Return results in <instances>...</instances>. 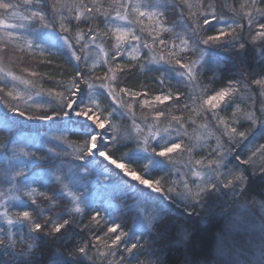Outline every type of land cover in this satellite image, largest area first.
I'll return each mask as SVG.
<instances>
[{
    "label": "snow or ice",
    "instance_id": "6c2138e0",
    "mask_svg": "<svg viewBox=\"0 0 264 264\" xmlns=\"http://www.w3.org/2000/svg\"><path fill=\"white\" fill-rule=\"evenodd\" d=\"M169 7L181 10L183 32L174 33L179 45L174 40L169 47L167 41L159 39L160 45L168 49L165 61L162 52L156 53L154 44L160 32H174L173 28L165 27ZM229 7L233 15L226 18L217 12L211 0L207 4L197 0L195 5L189 0H171V3L168 0H52L50 4L48 0H23V3L0 0V31L3 32L0 48L6 50L9 43L23 42L29 51L40 48L43 54L46 49L36 44L38 38L43 44L62 45L77 61L75 75L68 83L56 82L64 92L48 90L49 99L36 104L34 109L28 104L31 96L23 109L18 103L6 101L8 111L0 112V133L4 134L0 139V256L4 257L0 264H37L35 257L42 240L52 245L48 264H85V261L87 264H129L132 259H136V264H165L150 249L166 234L164 222L170 207L198 219L217 209L226 213L233 207L247 213L250 203L264 210V143L238 151L249 142L252 129L238 131L233 126L243 120L252 126L259 124L264 131V72L252 74L245 69L239 79H229L223 87L205 85L196 92L199 71L210 50L231 53L241 64L250 46L264 56V0H242L238 6ZM185 8L187 17L183 15ZM145 18L154 26L147 29L149 36L155 32L151 44L142 40ZM221 21V26L212 32L214 22ZM141 49L148 50L150 62L171 64L169 70L188 89L183 94L185 102L179 108L188 113L187 117L172 116L164 128L160 127V121L162 117L167 119L166 113L155 105L166 106L165 102L174 99L178 102L181 93L177 92L174 98L169 89L164 94L163 81H160L162 94L156 95L154 101H137V97L148 93L133 92L127 87H119L121 95L119 98L116 95V88L132 71L127 65L121 67L120 62L129 50L139 53ZM90 50L103 54L102 58L97 55L91 66L88 64ZM189 51L196 52L198 59L185 63L184 55ZM82 59L83 68L79 66ZM96 64L107 66L99 85L90 82L91 78L86 75ZM141 67L147 68V65ZM8 78L20 79L0 68V81L7 84ZM22 83L31 85L29 80ZM253 89L259 90L261 98L259 114L257 110L241 113L238 101L253 100L252 95H247ZM42 94L43 89L35 93ZM24 95L7 92V97L14 100L23 99ZM100 96L114 102L107 115L106 109L96 102ZM132 102L138 103L142 110L147 107L154 111V116L142 117L147 135L136 123ZM228 109H232L230 114ZM118 112L121 118L132 120L123 135H113L116 129L111 120ZM221 112L226 115L221 116ZM197 119L206 121L199 126L205 134L196 136L194 142L189 137L190 142L184 143V137L189 136L186 125H195ZM209 125L219 132L216 146L209 152L214 158L193 159L194 149L210 147L209 136L215 132L209 131ZM42 128L45 131L41 132ZM68 133L82 138V142L71 144ZM132 143L136 148L113 158L119 147ZM66 148L71 151H64ZM185 153L187 161L173 159L174 155L183 157ZM141 161L147 162L142 164V172H138L134 164ZM97 171L109 193L121 196L125 200L123 206L135 210L130 229L125 230V222L116 223L110 215L111 207L122 205L94 211L99 205L85 194L83 181L89 173ZM154 172L163 175L152 178ZM257 179L261 181L260 187L252 191ZM213 193L217 198L227 196L224 202L227 207L215 202L209 204ZM128 199L135 203L127 204ZM54 208L59 210L53 212ZM88 213L90 218L84 223ZM245 226L251 228L252 243L246 250L227 256L221 250L220 255L225 258L219 264H264V216L260 217L259 225L248 221ZM137 232L146 233L152 239L142 241ZM193 233L194 229L189 232L182 228L181 239L173 236V243L187 247ZM18 243L23 248L17 249ZM142 250L146 251L145 259L138 258ZM183 264L191 262L185 260Z\"/></svg>",
    "mask_w": 264,
    "mask_h": 264
},
{
    "label": "trees",
    "instance_id": "16d2710c",
    "mask_svg": "<svg viewBox=\"0 0 264 264\" xmlns=\"http://www.w3.org/2000/svg\"><path fill=\"white\" fill-rule=\"evenodd\" d=\"M15 2V1H14ZM169 3H171V0H168ZM192 3L196 4L197 0H191ZM205 4L209 3L210 0H203ZM211 2L216 4V10L219 14L224 15L226 18L232 17L233 13L231 12V9L229 6H238L239 2H242V0H211ZM21 3H23V0H21ZM196 10H198L196 8ZM206 10V9H205ZM183 15L185 17L188 16V10L185 8ZM172 19L167 26L169 28H173L174 32H164L162 31L160 33V36L158 39H156L154 44V49L156 53H163L167 54L168 49L163 48L162 45L159 43V39H163L168 42L169 47H171L172 42L175 40V43L179 45V40L175 39V34L180 33L181 31L179 28L183 29V26L180 23L181 20V10L179 8H171L166 12V18ZM229 22L230 19H229ZM202 23V20H201ZM223 21L219 23L214 22V27L211 29L212 32H215L216 29H218ZM144 27L146 29L145 33L142 35V40L146 41L148 43H152L153 37H155V32L152 33L151 36L147 34V29H150L151 27H148L146 24H144ZM56 28L59 29V25H56ZM245 35L247 34V28L245 27ZM140 33L138 32V35ZM38 39V38H36ZM43 44V42H41ZM47 51L46 53L41 54L40 60L38 59V66L36 67L35 72L37 73L36 76L31 77L32 82V88L34 93L37 91H40L41 89L44 90V94L39 97L40 103H45L44 101H47L49 99L47 92L48 90H51L53 93L57 92H64V88L57 85V81H63L65 84L68 83V81L72 78L73 75H75L76 71V65L77 61H75L74 58L70 57V54L66 48H64L62 45H56L52 46L50 44H43ZM182 47V46H181ZM7 49H13V50H19L23 51L25 48H18L16 45H13L12 43H9V46ZM27 52V55L36 56L34 53L37 51H29L25 50ZM38 54V52L36 53ZM198 54L196 52H187L184 55L183 62H188L190 60H193L195 56ZM150 53L147 49H141V52L138 57H135L133 59L132 56L125 58L124 61L120 62L121 67H124L127 65L132 71L129 72V78L125 80V82L117 87V90H119V87H127L133 92H141V93H148L150 96H156L160 95L161 93V83L160 81H163V88H164V94H167V91L170 89L173 97H176V93H181L178 102L176 100L168 101L166 104L169 106L170 109H175L176 114L179 115V117H187V112H181L179 110L180 106L183 105L184 96L183 94L188 90L183 82H180L178 80V77L174 72H171L169 69L172 67L171 64L166 63L165 61H161L160 63L150 62L149 60ZM168 57V55H166ZM206 63H204V66L199 71L200 81L196 87V92L198 93L200 88L204 87L205 85H211L214 88H220L227 84V81L229 79H239L240 73L244 71L245 69L252 74H258L261 72H264V56H262L257 48L249 47L244 58V64H241L239 60L234 59L231 53L224 52L221 49H212L208 52V54L205 56ZM130 62V63H129ZM89 64V63H88ZM142 65H147V68H142ZM80 67H85V64L79 62ZM90 66V65H89ZM115 67V65H112ZM107 70V66L103 65H97L94 69L90 72H86V75H88L91 78L92 83L99 85L101 83V79L104 76V72ZM26 75V74H25ZM0 84H3L2 81H0ZM12 85V86H11ZM11 90L14 93V85L13 82L3 84V91H0V112L8 111V104L6 101L11 102L13 104L15 103L14 99L7 97V92ZM247 95H252L253 100H245L243 102L238 101L240 104V110L242 112H247L250 110H257L261 106V98L259 96V90L253 89L250 93ZM117 98H119L117 96ZM140 97H137L136 100L138 101ZM254 101V103H253ZM97 103L101 105V108L106 109L105 115H107V111H110V105H112L114 102L111 101V99H105L104 96H100L97 98ZM133 103V102H132ZM39 104V103H38ZM29 105L34 109L35 105L29 103ZM21 108L23 109L25 107V104L21 103ZM118 107V105H117ZM133 107L135 108V113L141 112V107L138 103L134 104ZM167 108V109H168ZM166 109V111H167ZM232 112V109H228L227 114H230ZM11 115V113L9 112ZM240 113H238L239 116ZM221 116H225L226 113L221 112ZM229 118L230 115H229ZM136 121L139 123V119L137 118ZM111 123L113 124L114 129H116L115 132H113V135H123L127 129L131 126L132 120L131 117L128 118H121L119 115V112L112 117ZM143 126V125H142ZM234 127H238V130L245 131L246 129L251 128L252 132L249 134V142L246 143V149L254 144H260L264 143V131L260 129V125L257 124L255 126H252L249 122L241 120L239 125L233 124ZM41 132L45 131V129H40ZM3 133H0V139L3 138ZM68 136V141L71 144H78L82 142V138L77 137L75 135H72L71 133L66 134ZM215 144L214 141L209 142L210 147H204V148H197L195 154L198 155L199 158L206 157L208 159L214 158L212 156H209L210 148L213 147ZM47 147H52V145H47ZM136 148V145L134 143L127 144L126 146L119 147L118 151H116L113 154V158H119L122 154L129 151V149ZM64 151H71V148H66ZM42 154V153H41ZM196 156V155H195ZM197 158V157H196ZM68 159H72V157H68ZM130 162V161H126ZM147 161H141L139 164H134V167H136L138 172H142V164L146 163ZM160 175H163V173L154 172L152 174V178H158ZM92 173H89L84 183L83 191L88 193V197L92 198ZM101 178V177H100ZM103 179V178H102ZM102 179L100 181H102ZM261 184L260 180H255L252 185V191H256L259 189ZM100 185H102L100 183ZM103 187V186H101ZM44 190V189H41ZM119 195L114 196V200H118L119 202L123 200V198ZM18 203V202H17ZM135 203L132 200L133 204ZM97 205L99 207L94 208V211L103 209L99 202H97ZM59 209H52L53 212L58 211ZM169 214L172 217L171 220V229L172 232H170V237L167 242H164V254L162 259L165 261V264H183L185 260H188L191 262V264H200L205 261H210L214 258V251L217 244V241L220 237V234L222 231L228 227L230 217L231 215L226 213H214L212 215H209L205 219H198L197 217H187L179 208L177 207H170L169 208ZM91 213H88L84 216V223L88 222V219L90 218ZM234 216V215H233ZM117 221H119L117 219ZM130 228H131V224ZM178 228H187L189 232L194 233L190 236V243L187 244V247L178 246L177 244L173 243V236L176 237L177 240L181 239V235L176 234V230ZM23 248L22 244H17V249ZM52 252V245L47 241H41L40 242V249L36 253V260L37 264H48V261L51 257ZM4 257L0 256V259H3ZM85 264L87 262L85 261Z\"/></svg>",
    "mask_w": 264,
    "mask_h": 264
},
{
    "label": "rangeland",
    "instance_id": "374dc122",
    "mask_svg": "<svg viewBox=\"0 0 264 264\" xmlns=\"http://www.w3.org/2000/svg\"><path fill=\"white\" fill-rule=\"evenodd\" d=\"M14 1L15 0H13V2ZM48 2L50 4L52 2V0H48ZM189 2L192 3L191 0H189ZM23 10L24 9L22 7L21 11H23ZM193 11H197L196 8H193ZM171 20L172 19H169L168 17L166 18V16H165V27L166 28H169V26H167V24ZM180 23H181V25H183L182 20H180ZM145 24L148 27H151V28L154 27L152 22H150L147 18H145ZM57 26H58V24H57ZM179 30L181 31L180 33L183 32L182 28H179ZM56 31L59 32L58 28H56ZM0 35H3L2 31H0ZM35 42L38 45H42V47L44 49H46L43 53H46L47 48L41 43L42 41L39 39H36ZM13 45H15V44H13ZM16 46L18 48H25V49H23V51H20V49L19 50H13V49H6L5 50L3 48H0V68H4L7 71H11L15 76L20 78L19 80H16V81H13V80H11V78H8V83L13 82V85H14L13 95H15L16 92H21V93L25 94L23 99L15 100L14 102L18 103L19 105H21V103L25 104V101L28 99V96H31L32 100L28 101V104L31 103L33 105H36V104L40 103V101H39V97H37L33 91L32 82H31V85H26V84L22 83V81H24V80L31 81L32 76H29V74L31 75L32 72H35L36 67L38 66V62H39L38 59L40 60V58H41V54H40L41 50H40V48H34L31 51H37L38 54H36L37 53L36 52V53H34L36 56H33V54L31 56V54L27 55V52H25V50H29V49L24 46L23 42H20V44L16 45ZM140 52H141V50H140ZM140 52L137 53L135 51L129 50L128 53L126 54L125 58H128L130 56L138 57ZM77 54H80L79 50H77ZM90 55H91V59H89V61H88L90 66L95 63V61L97 59V55H99L101 58L103 57L102 53L97 54L95 50H90ZM166 55L164 54L165 60L168 59V57ZM195 59H198V55L193 58V60H195ZM80 62L84 64L83 59ZM185 63H187V62H185ZM97 65H99V64H96V66ZM116 95L118 97L121 95L119 93V90H117V88H116ZM154 97L155 96H150L149 94H147L146 96L142 95L140 99H149V100L154 101ZM125 99H127V97H125ZM44 102H46V101H44ZM133 103L136 104V102H133ZM165 105L166 106L155 105V107L158 110L164 111L166 113V116H167V119H165L163 117L161 118V121H160V127L161 128H164L168 125V121L171 119L172 116L179 117V115L176 114L175 109L168 108L169 106L166 104V102H165ZM166 109H167V111H166ZM132 111L134 113L136 112L134 107H132ZM135 115L140 120L139 123H138V121H136V123L141 125V128L143 129L144 135H147L148 130L145 129L144 126H142L143 125L142 117H144V116L152 117V116H154V111H152V109L145 107L143 110H141V112H139V114L137 112V113H135ZM148 122L151 123V120L149 119ZM204 123H206V121H204L203 119H197L195 125H192L191 123L187 124L186 128H187V131L189 133V136L184 137V143L190 142L189 137H191L192 142H194L196 136L204 135L205 134L204 129L199 127L200 125H202ZM173 127H174V125H173ZM209 131L215 132V134L209 136L208 145H209V142L214 141L215 144L213 145V147H215L216 146V135H219V132L215 131V129H213L211 125H209ZM238 131H240V130H238ZM252 146H250V147H252ZM196 149H194V152L192 154V158L193 159H200L198 157V155L195 154ZM238 151H246V145L244 148L238 149ZM173 159L177 160V161H180L181 159L187 161L188 154L185 153L183 157H180L179 155H174ZM179 166L180 165L178 163L177 167H179ZM92 176H93L92 177V188H93L92 189V199H95L96 202H99V204L102 208L109 207V205H113V206L114 205H122L121 207H111L110 208V215L112 217H114V222H116V223H119L123 220L125 222V230L130 229L129 224H131V227H132V221L136 215L135 210H128L126 207H124L123 206L125 204L124 199L121 200L120 202L117 199L116 200L113 199L114 196L111 195L109 193V191L106 189L105 180L102 176H100L98 174V171L93 172ZM173 178H175V176H173ZM101 179H102V181H100ZM100 183L102 185H100ZM101 186H103V187H101ZM223 191H226V190L222 189V192ZM88 193H89V191L86 192L85 194L88 196ZM226 200H228L227 196H220L219 198H217L216 194L213 193L212 196L209 198L208 203L211 204V203L215 202L219 205L227 207V205L224 203ZM126 203L131 204L132 200L128 199L126 201ZM249 208H250V211L247 213H245L244 210L239 208V207H233L229 210L230 212H228V214L231 215V216H229L230 217L229 225L220 234V237H219L217 244H216V247H215L214 258L210 261H207L208 264H219V261H221L222 259L225 258V257H222L220 255L221 250H223L225 253V256H227L228 254L233 253V252L239 253L241 251L246 250L249 247V245L252 243L254 237H253V234L251 232V228H246V226H245L246 222L252 221L256 225H259L260 224V217L264 216V210H262L259 205L251 204V203L249 204ZM101 211H103V209H101ZM149 211H150V209H149ZM214 213H220L219 209H217L213 213H210V214L203 216L201 219L203 220V219L207 218L209 215H212ZM142 214L147 215V213H142ZM117 219L119 221H117ZM171 220H172V217L169 214L168 218L164 222L165 227L167 229L164 238L159 240L150 249L153 256H160L161 258L163 257V254H164V246L163 245L165 244L164 242L168 241V239L171 235L170 232H172ZM181 229L182 228H178L176 230V234L180 235ZM137 236H141L142 241L152 239V237H150L146 233L141 234L140 232H137ZM138 258L139 259H145L146 258V251L142 250L140 255L138 256ZM129 264H136V259L130 260ZM200 264H204V262L200 263Z\"/></svg>",
    "mask_w": 264,
    "mask_h": 264
}]
</instances>
